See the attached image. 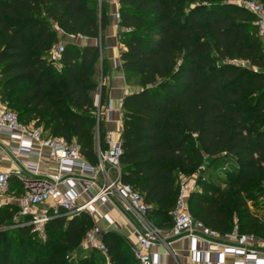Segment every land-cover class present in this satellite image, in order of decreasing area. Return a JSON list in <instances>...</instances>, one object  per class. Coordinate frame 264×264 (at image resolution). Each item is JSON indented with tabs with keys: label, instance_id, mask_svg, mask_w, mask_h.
<instances>
[{
	"label": "trees",
	"instance_id": "obj_1",
	"mask_svg": "<svg viewBox=\"0 0 264 264\" xmlns=\"http://www.w3.org/2000/svg\"><path fill=\"white\" fill-rule=\"evenodd\" d=\"M119 1L122 25L130 28L119 33L122 69L140 86L123 100L122 181L142 195L153 224L170 228L181 175L197 174L201 190L189 198L196 220L226 235L237 212L241 233L264 234L246 196L264 183V34L257 16L236 0ZM110 21L99 0H0V94L21 121L76 140L92 163L98 161L92 92L100 46L69 41L60 60L51 51L60 32L97 39ZM105 96L102 90L100 103ZM99 132L103 146L102 123ZM228 158L237 167L221 188L205 177L215 178ZM10 188L19 196L25 192L16 178ZM18 210L17 204L0 206V227ZM92 227L87 213L52 219L44 241L50 253L34 257L14 248L25 241L34 246L38 234L30 225L14 241L0 229V264H106L107 258L139 264L115 231L102 237L107 255L91 249V256H74Z\"/></svg>",
	"mask_w": 264,
	"mask_h": 264
},
{
	"label": "built area",
	"instance_id": "obj_2",
	"mask_svg": "<svg viewBox=\"0 0 264 264\" xmlns=\"http://www.w3.org/2000/svg\"><path fill=\"white\" fill-rule=\"evenodd\" d=\"M236 2L257 16L260 33L263 35L264 4L258 0ZM103 3L114 8V28L119 38V33L130 30L122 25L120 1L99 0L100 8ZM66 38L68 41L60 42L52 49L54 59H61L67 42L86 43L89 40L83 35L74 34H67ZM103 114H97L98 124ZM2 134L18 140L19 145L14 148L16 153L42 156L41 151L34 149V146L38 145L41 149H48L50 158L57 163L56 172L44 178L39 177L38 163L25 161V170L33 176L30 179L22 169L5 171L0 168V197L4 204L10 203L11 177H17L24 184L25 192L16 201L20 214L28 217V220H24V225L32 226L33 231L45 239L47 224L52 219L59 216L74 217L86 212L93 214L97 211V204L106 205L116 197L120 200L123 210L135 215L141 225L131 246L139 264L157 263L153 248L161 240V229L149 220L148 206L142 195L122 181L123 147L119 134L107 138V148L98 146V161L92 163L82 155L81 145L76 140L68 141L61 136L47 135L34 121H21L17 112L11 108L10 102L0 94V135ZM195 186L194 180L181 175L173 223L170 227L171 236L190 237L194 241H201L205 252L214 254L222 262L232 255L236 259L235 264H264V240L255 235L241 233L238 221H235L229 234L221 235L193 217L189 198L191 192L196 190ZM102 237V228L93 226L86 232L80 247L84 250H99L107 255L108 248Z\"/></svg>",
	"mask_w": 264,
	"mask_h": 264
},
{
	"label": "crops",
	"instance_id": "obj_3",
	"mask_svg": "<svg viewBox=\"0 0 264 264\" xmlns=\"http://www.w3.org/2000/svg\"><path fill=\"white\" fill-rule=\"evenodd\" d=\"M111 16L110 25L104 29L99 38L89 39L87 42L99 44L101 50L100 60L97 63L94 79L98 83L97 114L101 116L99 124L96 126V148L100 145L107 148V138L109 136H121L123 129V100L126 95L139 90V78L134 74L122 69L121 49L118 34L114 28L115 19L113 18L114 8L107 5ZM60 36L65 37L63 32ZM102 90L105 91V101L100 103ZM104 125L105 139L103 146L100 143L99 125ZM49 135L48 132H45ZM19 145L17 139L2 134L0 135V168L5 171L11 169H22L30 179L31 173L25 170V161L39 164V177H48L57 170V163L50 158L48 149H41L38 145L34 149L41 151L42 156L36 154H19L15 149ZM41 158V162L39 159ZM11 178L17 177L13 176ZM20 181V180H19ZM23 184V183H22ZM24 186V184H23ZM97 189V187H94ZM21 196V195H20ZM19 195L14 190L9 193V204H16ZM97 211L93 214L86 212L93 221V226H100L103 235L108 231H115L123 236L126 242L132 246L136 240V231L141 229V225L135 215L123 210L120 200L114 197L106 205L97 204ZM69 219L73 217H67ZM157 226V225H156ZM161 240L153 248V253L157 260L156 264H220L214 254L205 252V246L201 241H194L190 237L173 238L170 228H161ZM80 251H83L81 247ZM234 256H227L222 264H235ZM106 264H110L108 258Z\"/></svg>",
	"mask_w": 264,
	"mask_h": 264
},
{
	"label": "rangeland",
	"instance_id": "obj_4",
	"mask_svg": "<svg viewBox=\"0 0 264 264\" xmlns=\"http://www.w3.org/2000/svg\"><path fill=\"white\" fill-rule=\"evenodd\" d=\"M261 4H263V0H258ZM65 37L62 36L61 42H65ZM238 63L245 64L243 62L238 61ZM59 68V66H58ZM98 89L94 90L92 92V95L94 97L95 102L97 103L98 98ZM96 132V131H95ZM96 135V134H95ZM237 167V164L233 158H228L225 161L221 162L218 167L215 170L216 177L210 178L205 177L207 180H211L213 183L217 184L221 188H226L227 183L230 182V179L227 177L228 171H233ZM184 178L192 179L196 182L197 174H190V175H183ZM196 189L201 190V187L196 184ZM247 202L250 211L258 216L262 222H264V183L260 185H253L250 187L247 192ZM10 204H4L3 199L0 197V206H8ZM235 221H238L239 223V215L237 212L233 215V223L232 226L235 225ZM24 217L20 214L19 210L15 213L12 222L4 227H0L1 230H4L7 233V236L9 237V240L14 241V239L17 237L18 234H20V231L22 227H24ZM31 231L33 232V228L31 226ZM35 232V231H34ZM259 238H262L264 240V234H258L255 235ZM47 239V237L44 239L40 237L39 235L37 237L33 238L34 246L32 248H28L30 243L25 241L23 244L20 245L19 249L16 245L15 252L20 251L21 249L25 250L26 256H33L36 252H39L42 254V256H46L50 253V251L45 247L44 244H46L44 241ZM85 255L91 256V250H83ZM80 249L75 250L72 254L74 256H79ZM38 253V254H39ZM37 254V253H36ZM105 256V255H104ZM107 257V256H106ZM29 258V257H28ZM93 264H99V262H94Z\"/></svg>",
	"mask_w": 264,
	"mask_h": 264
}]
</instances>
